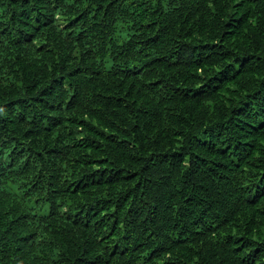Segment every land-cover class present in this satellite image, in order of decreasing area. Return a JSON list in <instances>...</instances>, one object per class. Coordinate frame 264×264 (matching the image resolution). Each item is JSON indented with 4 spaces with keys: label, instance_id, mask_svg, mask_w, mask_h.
<instances>
[{
    "label": "trees",
    "instance_id": "1",
    "mask_svg": "<svg viewBox=\"0 0 264 264\" xmlns=\"http://www.w3.org/2000/svg\"><path fill=\"white\" fill-rule=\"evenodd\" d=\"M0 264H264V0H0Z\"/></svg>",
    "mask_w": 264,
    "mask_h": 264
}]
</instances>
